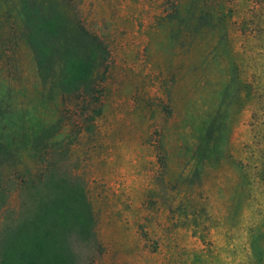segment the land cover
I'll use <instances>...</instances> for the list:
<instances>
[{"label":"rangeland","instance_id":"rangeland-1","mask_svg":"<svg viewBox=\"0 0 264 264\" xmlns=\"http://www.w3.org/2000/svg\"><path fill=\"white\" fill-rule=\"evenodd\" d=\"M61 4L109 52L89 90L41 81L0 0V231L58 163L95 218L80 264H264V0Z\"/></svg>","mask_w":264,"mask_h":264},{"label":"trees","instance_id":"trees-1","mask_svg":"<svg viewBox=\"0 0 264 264\" xmlns=\"http://www.w3.org/2000/svg\"><path fill=\"white\" fill-rule=\"evenodd\" d=\"M58 3L19 0L38 75L43 83L53 82L64 91L89 90L94 69L98 71L107 61L108 49L83 25L70 20ZM7 152L0 142V155ZM22 186L20 213L4 219L0 231V264H80L82 252L77 244H99L92 206L81 181L62 172L56 163Z\"/></svg>","mask_w":264,"mask_h":264}]
</instances>
